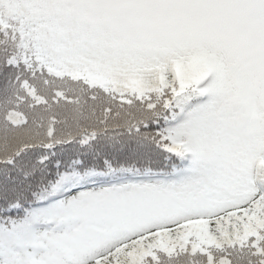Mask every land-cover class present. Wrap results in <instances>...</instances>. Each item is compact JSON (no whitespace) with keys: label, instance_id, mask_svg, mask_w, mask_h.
I'll list each match as a JSON object with an SVG mask.
<instances>
[{"label":"snow or ice","instance_id":"1","mask_svg":"<svg viewBox=\"0 0 264 264\" xmlns=\"http://www.w3.org/2000/svg\"><path fill=\"white\" fill-rule=\"evenodd\" d=\"M0 264H264V0H0Z\"/></svg>","mask_w":264,"mask_h":264}]
</instances>
